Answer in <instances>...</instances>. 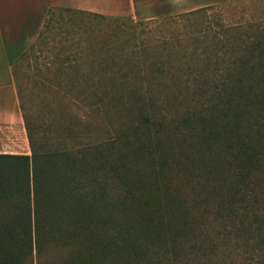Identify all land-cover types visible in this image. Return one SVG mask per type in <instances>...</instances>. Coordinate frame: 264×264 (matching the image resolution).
<instances>
[{"label":"trees","instance_id":"obj_1","mask_svg":"<svg viewBox=\"0 0 264 264\" xmlns=\"http://www.w3.org/2000/svg\"><path fill=\"white\" fill-rule=\"evenodd\" d=\"M217 42L234 51L200 72L171 140L154 137L153 106L124 147H60L23 115L30 153H0V264H156L229 243L241 264H264V147L245 136L264 113V34ZM179 140L193 145L168 147Z\"/></svg>","mask_w":264,"mask_h":264},{"label":"rangeland","instance_id":"obj_2","mask_svg":"<svg viewBox=\"0 0 264 264\" xmlns=\"http://www.w3.org/2000/svg\"><path fill=\"white\" fill-rule=\"evenodd\" d=\"M153 10L142 9L149 17ZM173 10L146 18L55 9L45 15L44 25L25 24V39L15 41V85L25 121L37 138L60 147H111L116 139V147H124L122 139H127L129 128L142 118L141 106H153L156 112L151 119L163 124L159 126L162 132L152 128L154 137L163 133L166 141L180 136L185 95L195 88L204 68L217 67V60L227 59L234 51L232 43L225 46L218 39L262 36L264 0H225L188 17H181L186 11ZM97 88L107 93L103 98L101 94L102 100L96 95ZM133 89L142 95L151 90L154 99L133 98ZM250 118L254 128L247 129L249 136H245L248 139L252 134L254 145L264 147V113ZM259 126L263 137L257 135ZM132 140L130 147H138L139 141ZM24 145L19 149L30 153L26 129ZM192 145L179 140L168 147ZM211 236L213 241L215 234ZM223 248L206 255L192 252L178 261L162 257L155 262L242 263L243 256L234 245Z\"/></svg>","mask_w":264,"mask_h":264},{"label":"crops","instance_id":"obj_3","mask_svg":"<svg viewBox=\"0 0 264 264\" xmlns=\"http://www.w3.org/2000/svg\"><path fill=\"white\" fill-rule=\"evenodd\" d=\"M221 1L225 0H0V153H29L19 149L25 147V123L14 75L15 41L25 39V24L44 25L45 15L59 8L154 18L173 9L188 12ZM149 8L156 10L150 17L142 11Z\"/></svg>","mask_w":264,"mask_h":264}]
</instances>
